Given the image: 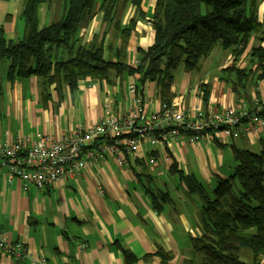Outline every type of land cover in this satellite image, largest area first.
<instances>
[{
	"label": "crops",
	"instance_id": "crops-1",
	"mask_svg": "<svg viewBox=\"0 0 264 264\" xmlns=\"http://www.w3.org/2000/svg\"><path fill=\"white\" fill-rule=\"evenodd\" d=\"M154 5L155 0H147L141 9L148 12ZM22 8L23 3L0 16L4 20H0V35L6 43L23 37ZM259 8L262 14L263 6ZM149 26L141 24L129 39L131 63L138 47L147 49L152 44ZM99 28L96 17L81 29L80 36L89 42ZM8 66L9 62L0 58V143L17 137L36 139L39 135L56 138L80 125L95 124L106 104L123 118L133 96L127 89L131 80L119 83L112 78V82L105 83L86 79L74 92L62 85L61 100L54 87H49L50 100L45 101L37 76L11 82L6 79ZM229 66L220 57L209 55L201 60L197 71H177L171 85V102L203 109L200 86H205L209 90L206 108L223 111L237 98L218 78ZM250 95L263 96L264 82L252 87ZM143 98L148 113L160 109L154 83L146 85ZM96 144L91 149L100 151V142ZM168 146L172 160L165 159L164 147L160 146L143 147L127 155L117 149L112 157L99 152L96 159L86 158L84 153L88 163L79 177L41 187L31 183L23 187L16 179L8 182L0 172V230L9 244L19 245L26 255L17 261L0 250V264H38L39 259L45 264H124L120 247L137 257L133 264H202V254L192 245L193 238L201 234V203L180 175L194 177L206 191L212 189L213 180L232 172L233 147L255 152L264 148V129L242 134L238 139L219 133L215 140H175ZM154 156L157 163L151 165L149 158ZM173 164L176 173L170 171ZM162 193L168 195L167 201L161 200ZM159 249L169 258L162 259L157 254Z\"/></svg>",
	"mask_w": 264,
	"mask_h": 264
},
{
	"label": "trees",
	"instance_id": "trees-1",
	"mask_svg": "<svg viewBox=\"0 0 264 264\" xmlns=\"http://www.w3.org/2000/svg\"><path fill=\"white\" fill-rule=\"evenodd\" d=\"M20 1L23 37L6 43L0 35V58L9 62L6 79L11 82L15 78L37 76L41 99L45 101L50 100L51 86L61 100L62 85L74 92L78 83L86 79L110 83L112 78H117L119 83L131 80L127 89L133 87L134 95L143 100L144 88L154 83L161 103L170 106L176 72L181 68L197 71L201 60L216 46L233 57L218 78L234 95L245 99L250 88L264 82V46L261 45L264 43V0H155L148 12L141 9L147 0H62L64 10L60 18L41 28L38 8L53 0ZM260 4L263 5L261 16ZM96 17L99 31L85 42L80 31ZM140 22L151 25L153 42L147 49L138 47L137 58L131 63L129 39ZM251 38L256 44L252 42L245 52ZM242 60L245 66L239 68ZM200 92L206 115L209 90L200 86ZM180 133L185 138L193 135L191 130L180 129ZM218 133L221 128L203 131L213 140ZM133 136L127 132L120 140ZM175 140L181 139L172 141ZM96 142L91 147L98 146ZM112 143L109 138L108 144ZM147 146L164 147V155L170 157L168 143L147 142L144 148ZM83 155L79 159L84 161ZM232 155V172L218 179L208 191L194 177L180 175L201 203V234L193 238V249L202 254V264H264V148L255 152L233 147ZM150 160L157 163V156ZM170 171L177 172L174 164ZM150 191L147 192L151 195ZM161 200L167 201L168 195H162ZM120 249L124 264L137 260L126 249ZM242 249L250 251V263L240 260ZM157 254L164 260L169 258L161 249Z\"/></svg>",
	"mask_w": 264,
	"mask_h": 264
},
{
	"label": "built area",
	"instance_id": "built-area-1",
	"mask_svg": "<svg viewBox=\"0 0 264 264\" xmlns=\"http://www.w3.org/2000/svg\"><path fill=\"white\" fill-rule=\"evenodd\" d=\"M91 86L94 87L96 84L93 83ZM132 88L128 89L133 96L124 119L119 118L110 104H106L104 115L97 123L80 125L76 130L58 138L39 135L34 141L19 138L2 141L0 171H3L4 179L11 181L16 177L22 182L41 184L46 180H55L61 175L71 177L84 166L76 159L78 153L83 146L92 144L97 136L112 139V147L116 150L122 148L123 152L137 153L147 142L169 144L178 137L187 143H196L202 139L213 140L208 134H203L208 128H221V134L224 136L232 134L238 137L239 131L236 129L239 120L248 117L242 101L237 109L208 110L206 115L201 108H186L183 104L171 103L170 106L162 104L159 110L150 112L152 113L150 116L143 99L136 97ZM255 105L251 121L244 128L246 133L264 129V95L255 98ZM180 129L191 130L193 135L185 138ZM125 132H131L134 136L120 140V136ZM156 133L159 134V138ZM165 159L168 160L169 157L165 155ZM149 163L155 164L153 160ZM7 241L5 233L0 230V248L15 260H23L25 255L20 246H13ZM81 247L79 246V249ZM40 264H45V261L42 260Z\"/></svg>",
	"mask_w": 264,
	"mask_h": 264
},
{
	"label": "bare ground",
	"instance_id": "bare-ground-1",
	"mask_svg": "<svg viewBox=\"0 0 264 264\" xmlns=\"http://www.w3.org/2000/svg\"><path fill=\"white\" fill-rule=\"evenodd\" d=\"M259 16H261V14H259ZM42 27H43V26H42ZM40 28H41V27H40ZM252 42H255V40H253V38H251L250 41H249V43L247 44L248 46L246 47V51H245V52H247V50H249V48H250ZM250 89H251V88H250ZM250 89L248 90V94H247V97H246L245 99L240 98V97H238V96L235 95V97H237L236 100L232 103V105H230V106L227 107V108L237 109L238 106H239V104H240V101H242L243 104H244L245 107H246V111L248 112V117H247V118H245V119H240V120H239V124H238L237 129H236V130L239 131V136H238V137H234L232 134H228L227 137H230L231 139H238L239 137L242 136V134H250V133H246L244 130H240V127H241L244 123L247 124L248 122L251 121V118H250V117L253 116V113H254V111H255V109H256V105H255V98H256V97H251V95H250ZM141 123H142V120H140V124H141ZM125 133H126V132H125ZM125 133H123V134H125ZM251 133H255V132H251ZM40 136H41V135H40ZM43 137H47V136H43ZM59 137H60V136H59ZM17 138H19V139H25V140L27 139L28 141H34V140H35V139H29V138H26V137H17ZM53 138H55V137H53ZM56 138H58V137H56ZM85 138H87V135L85 136ZM108 139H109V138H105V137H103V136H97V137L92 141V143L95 142V141L100 142V144H101L100 151H95V150L91 149V148H92V147H91V144H87V145H85V146L82 147V149H81L80 152L78 153L76 159H77L78 161L82 162V163L84 164V166L79 170V172H78L77 174H75V175H73V176H71V177L66 176V175H61V176L57 177V179H55V180H46V181L42 182L41 184H36V183H33V182H22L20 179H17L16 177L13 178V179L18 180V181L21 183V185H22L23 187H25L27 183L35 184L36 186L41 187L43 184H47V183L54 184V183H57V182L62 181V180L75 179V178H77V177H79V176L81 175V172L83 171V169L85 168V166H86L87 163H88V159H87V160H84V161L79 159V155H80V154L85 153L86 158H94V159H96L97 157L100 156V155H99V152H101V153H105V154H107V155H109V156H111V157H112L113 155H115V153H116V149H114V148L112 147V145H109V144H108ZM103 149H105V152H103ZM0 172H2V175H3V171H0ZM3 178H4V177H3ZM5 180H6V179H5ZM8 182H9V181H8ZM0 250H2V249L0 248ZM25 256H26V255H25ZM42 260H44V259H39V260H38V264H40ZM17 261H19V260H17Z\"/></svg>",
	"mask_w": 264,
	"mask_h": 264
},
{
	"label": "rangeland",
	"instance_id": "rangeland-1",
	"mask_svg": "<svg viewBox=\"0 0 264 264\" xmlns=\"http://www.w3.org/2000/svg\"><path fill=\"white\" fill-rule=\"evenodd\" d=\"M21 3H22V1L20 2L19 0H12V1L0 0V16H3V11H6V14H8V12L10 10L13 11V9L16 8L18 5H21ZM63 3L64 2L62 0H53L52 2L41 4L39 6V10H38V18L40 20V25L46 26L47 24L52 23L53 21H57L63 13V10H64ZM262 6L263 5L260 4L259 9H261ZM0 20H3V19H0ZM141 24H144V23L140 22V24H137L136 28L138 26L141 27ZM145 24L147 25V23H145ZM149 27L151 29V26H149ZM152 42H153V40H152ZM255 44H256V42H255ZM261 45L264 46V43H261ZM216 47L217 48L214 49L210 55H212V57L214 55L216 58L220 57L221 59H223L224 64L231 63L232 59H230V57H229L230 53L228 51H223L218 46H216ZM214 61H216V60H214ZM133 62H134V60H133ZM243 62H244L243 60L240 62L239 68L245 66V64H244L245 62L244 63ZM180 70H182V68L179 69L178 71H180ZM161 105H162V103H161ZM144 106H145V103H144ZM103 115H104V113H103ZM151 115H152V113H150V116ZM233 164H234V162H233ZM216 182H217L216 180H213V183L210 186L214 187ZM240 260L242 262L250 263L251 262L250 251L242 249L240 252Z\"/></svg>",
	"mask_w": 264,
	"mask_h": 264
}]
</instances>
